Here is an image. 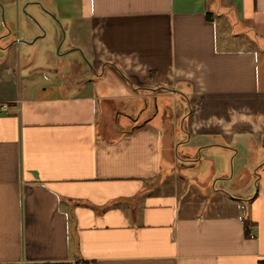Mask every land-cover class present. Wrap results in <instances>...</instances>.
Listing matches in <instances>:
<instances>
[{"label": "crops", "instance_id": "crops-1", "mask_svg": "<svg viewBox=\"0 0 264 264\" xmlns=\"http://www.w3.org/2000/svg\"><path fill=\"white\" fill-rule=\"evenodd\" d=\"M221 10L264 32V0H0V264H264V44Z\"/></svg>", "mask_w": 264, "mask_h": 264}, {"label": "rangeland", "instance_id": "rangeland-1", "mask_svg": "<svg viewBox=\"0 0 264 264\" xmlns=\"http://www.w3.org/2000/svg\"><path fill=\"white\" fill-rule=\"evenodd\" d=\"M229 12L231 11L229 10ZM229 12L225 13V11L221 10V11H218V14L220 16V19H224L226 17L229 23L231 24L234 30L232 33V37L233 36H236L238 38L243 37L248 42L254 41L256 44H264V32H261V31L258 32L254 27H252V25L249 27L246 20L239 21L233 12L231 13ZM71 71L72 70H65L64 73L65 75H69ZM66 79L67 77L65 76L62 78L63 84L66 83Z\"/></svg>", "mask_w": 264, "mask_h": 264}, {"label": "trees", "instance_id": "trees-1", "mask_svg": "<svg viewBox=\"0 0 264 264\" xmlns=\"http://www.w3.org/2000/svg\"><path fill=\"white\" fill-rule=\"evenodd\" d=\"M245 234L246 236L250 237L252 236V233L250 232V220H245Z\"/></svg>", "mask_w": 264, "mask_h": 264}, {"label": "built area", "instance_id": "built-area-1", "mask_svg": "<svg viewBox=\"0 0 264 264\" xmlns=\"http://www.w3.org/2000/svg\"><path fill=\"white\" fill-rule=\"evenodd\" d=\"M1 109L2 110H7L8 109V106L6 104H4V105L1 106Z\"/></svg>", "mask_w": 264, "mask_h": 264}]
</instances>
